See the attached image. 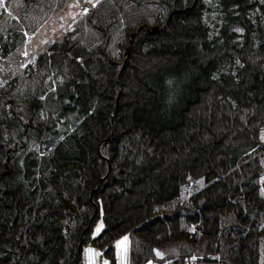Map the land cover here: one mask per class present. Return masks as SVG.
Here are the masks:
<instances>
[{
	"label": "trees",
	"instance_id": "16d2710c",
	"mask_svg": "<svg viewBox=\"0 0 264 264\" xmlns=\"http://www.w3.org/2000/svg\"><path fill=\"white\" fill-rule=\"evenodd\" d=\"M73 2L72 30L0 90V264H82L86 246L116 264L121 237L127 264H260L264 0H5L8 76Z\"/></svg>",
	"mask_w": 264,
	"mask_h": 264
},
{
	"label": "rangeland",
	"instance_id": "374dc122",
	"mask_svg": "<svg viewBox=\"0 0 264 264\" xmlns=\"http://www.w3.org/2000/svg\"><path fill=\"white\" fill-rule=\"evenodd\" d=\"M95 0H93L94 2ZM5 0H0V10H2V7L4 5ZM86 3H90L88 2V0H85ZM87 9H85L84 11L82 10V8L78 5V2H73L69 8L68 11H66L64 14H62V16L60 17V19H54L50 22L45 23L44 25H42L33 35H26L25 36V41L22 45V50L20 55L18 56V59H13L12 63H11V67H12V74L10 76H8V71L4 68L3 65L0 64V90H3L6 88V84L7 81L9 79H11V77H14L16 74V69L17 66H19V68L21 67H25L26 65H28V63L33 62L38 54V52L42 49L43 45H47L48 42L50 41L49 39L52 38V41H54L56 38H60L62 37L64 34H66L67 32L71 31L73 28V20L75 21V19L84 14L85 11ZM163 26V25H162ZM25 53H27V55H25ZM14 60H16V63L14 62ZM202 181H198L196 182V184L194 186L191 187L190 191H194L195 188H199L200 186H202ZM186 191L188 192V189H185L184 192L186 193ZM124 237H121L120 239L116 240L115 242V246H116V256H117V263L116 264H127L126 263V257H127V252H128V240L127 241H123ZM123 241L119 247H117V243ZM89 246H86V248H84L83 252H82V259H83V264L85 263V259L88 256V254L86 253V249H91L88 248ZM157 249H153L152 253L154 256V259L156 261L150 263V264H173L172 260H169L168 258V253L173 251L171 249H166L161 251L157 250ZM94 253H98L95 250H93ZM157 252L162 254L163 259H161V256L157 255ZM198 251L195 250L194 254L192 255V257H194V260L196 262H202L200 260V255H198ZM94 264H99L98 263V255H94ZM209 262L210 264H216V258L215 255L210 256L209 258ZM190 261L188 259H186L185 261L182 262V264L185 263H189Z\"/></svg>",
	"mask_w": 264,
	"mask_h": 264
},
{
	"label": "water",
	"instance_id": "95a60500",
	"mask_svg": "<svg viewBox=\"0 0 264 264\" xmlns=\"http://www.w3.org/2000/svg\"><path fill=\"white\" fill-rule=\"evenodd\" d=\"M178 11H179V10H174V11H172L171 13H169L168 18H167L165 24L170 20L172 14L177 13ZM141 28H142V26H141ZM153 31L156 32V31H159V29H158V28H154ZM131 38H132V36L129 37V44H128V46L126 47L125 52H124L126 56H128V53H129V47H130V44H131V42H130ZM26 129H27V128H25V130H26ZM105 141L107 142L108 139H106ZM93 192H95V191L93 190ZM64 211H65L66 214H68V215H70V216H74V215L77 214V212H75V211L73 210L71 204H69L67 201L64 203ZM81 245H82V244H81V242H80V243H79V246H78V250H79V248L81 247Z\"/></svg>",
	"mask_w": 264,
	"mask_h": 264
},
{
	"label": "snow or ice",
	"instance_id": "6c2138e0",
	"mask_svg": "<svg viewBox=\"0 0 264 264\" xmlns=\"http://www.w3.org/2000/svg\"><path fill=\"white\" fill-rule=\"evenodd\" d=\"M88 2L92 3L93 0H88ZM98 2H99V0H96V3H98ZM93 6H95V3H93ZM25 55H27V53H25ZM262 182H264V179H262ZM261 191H262V193H264V189H262ZM101 228H103V225H102V224L96 229L97 233H99V231L101 230ZM127 239H128L127 237H124V238H123V241H127ZM123 241L118 242V243H117V247H119L120 244H121ZM85 251H86V253H87L88 256H89V264H94L93 257H94V255H99V254H98V253H94L92 249H86ZM157 255H158V256H161V258H162V254H161V253L157 252ZM104 264H108V262L105 261Z\"/></svg>",
	"mask_w": 264,
	"mask_h": 264
},
{
	"label": "built area",
	"instance_id": "2783aa9c",
	"mask_svg": "<svg viewBox=\"0 0 264 264\" xmlns=\"http://www.w3.org/2000/svg\"><path fill=\"white\" fill-rule=\"evenodd\" d=\"M157 251V250H156ZM163 258V257H162ZM161 258V259H162ZM215 258H216V264H225V263H221L219 262V258H218V255H215ZM190 262L189 263H185V264H210V263H197L194 258H190L189 260Z\"/></svg>",
	"mask_w": 264,
	"mask_h": 264
},
{
	"label": "flooded vegetation",
	"instance_id": "af4514ba",
	"mask_svg": "<svg viewBox=\"0 0 264 264\" xmlns=\"http://www.w3.org/2000/svg\"><path fill=\"white\" fill-rule=\"evenodd\" d=\"M30 114L32 115V113H30ZM7 153H8V151H7ZM6 168H7V172L9 173V168H8V167H6ZM89 200H90V198H89ZM63 210H64V207H63ZM73 210H74V209H73ZM75 212H77V211H75ZM88 212H90V210H89ZM93 213H96V210L93 211ZM76 216H77V214L74 215V216H70V217H76ZM94 216H95V215H91V216L89 217V220H91ZM81 256H82V254H81Z\"/></svg>",
	"mask_w": 264,
	"mask_h": 264
},
{
	"label": "crops",
	"instance_id": "0c3cea01",
	"mask_svg": "<svg viewBox=\"0 0 264 264\" xmlns=\"http://www.w3.org/2000/svg\"><path fill=\"white\" fill-rule=\"evenodd\" d=\"M95 259H94V257H93V261H94ZM85 263L84 264H89V257H87L86 259H85V261H84ZM95 262V261H94Z\"/></svg>",
	"mask_w": 264,
	"mask_h": 264
}]
</instances>
